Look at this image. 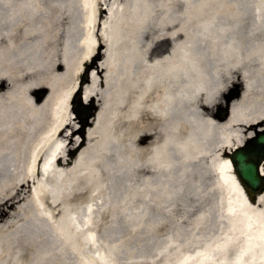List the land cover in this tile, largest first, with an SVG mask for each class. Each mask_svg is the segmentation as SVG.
<instances>
[{
    "label": "bare ground",
    "instance_id": "1",
    "mask_svg": "<svg viewBox=\"0 0 264 264\" xmlns=\"http://www.w3.org/2000/svg\"><path fill=\"white\" fill-rule=\"evenodd\" d=\"M205 1L84 0L75 37L98 111L79 140L64 84L55 92L68 62L56 24H43V0H0V264H115L114 212L144 218L153 232L160 198L169 211L208 180L222 212L218 222L197 219L225 230L171 264H264V194L251 204L226 156L263 129L264 0H223L232 19L191 39L189 19ZM235 84L241 91L221 120L214 107ZM106 131L103 167L122 184L94 205L83 189L99 162L94 133Z\"/></svg>",
    "mask_w": 264,
    "mask_h": 264
},
{
    "label": "rangeland",
    "instance_id": "2",
    "mask_svg": "<svg viewBox=\"0 0 264 264\" xmlns=\"http://www.w3.org/2000/svg\"><path fill=\"white\" fill-rule=\"evenodd\" d=\"M207 9L202 12H196L189 19L190 38L194 36V31L202 27L216 25L230 21L232 17H227L225 14L223 0H206ZM84 0H43L41 11L43 12V24L49 25V20L56 24V33L61 35L60 46L61 52L68 62V68L63 71V78L56 82V94L61 93V85L63 83L68 96V104L70 109L89 112V124H86L85 130H81L82 120L76 118L75 127L73 129V139L88 138V131H94V125H91V120L96 116L98 111L97 98L93 101L88 100V91L86 85L89 80L87 73L90 68L88 62L83 61L81 51L76 42V27L79 23ZM6 7L0 4V13L6 11ZM205 11V12H204ZM210 12V14L208 13ZM6 12L4 13V17ZM212 16V17H211ZM53 18V19H50ZM208 19V22H207ZM14 21V17H10ZM212 21V22H210ZM104 48L101 47V53ZM101 58H96L95 61L100 63ZM79 62H82L81 64ZM80 66V71L77 68ZM220 99L224 102V94ZM221 103V104H222ZM220 105V104H219ZM75 106V108H73ZM224 109V108H222ZM220 108L214 107V112L219 113ZM78 118V119H77ZM103 125L102 127H104ZM258 127L264 128V123ZM115 133L120 134V127L115 128ZM94 140L91 141L92 153H95L93 160H98L97 166L94 167L88 177L92 179V188L83 189V197L92 198L94 205L100 202H107L106 197L110 194V186L113 184H122L121 180L111 182L109 179V169L103 167L106 156L109 153L104 149L108 141V131L94 133ZM113 183V184H112ZM108 184V185H107ZM211 181H205L202 185V190L198 194L185 196L183 193L173 199L174 204L169 211L161 208V203L164 199L160 198V206L156 208L160 217L163 219L158 224L153 232H149V227L145 219L131 218L126 219L124 216H116L112 214L114 221H108L109 225V241L111 244L116 243L117 248L115 255V264H171L173 259L181 256L185 252L188 245L201 246L206 234H214L220 236L225 229L217 226L205 227L200 223L199 216L203 215L207 223L217 221V215L221 214L222 207L217 203V198L220 195L219 191L211 189ZM112 187V186H111ZM218 204V205H217ZM105 209H109L106 206ZM219 210V212H218ZM143 221V222H142ZM142 222L141 224H139ZM206 223V224H207ZM106 225V224H105ZM194 235V236H193ZM191 236L192 238H188ZM195 238V239H194ZM186 257H189L187 255ZM98 264V263H97Z\"/></svg>",
    "mask_w": 264,
    "mask_h": 264
},
{
    "label": "water",
    "instance_id": "3",
    "mask_svg": "<svg viewBox=\"0 0 264 264\" xmlns=\"http://www.w3.org/2000/svg\"><path fill=\"white\" fill-rule=\"evenodd\" d=\"M46 93L47 90H43L42 96L44 97ZM236 95L237 92L229 99ZM228 114L229 112L222 114L221 118L227 117ZM230 159L247 194L251 200L255 201L257 195L264 192V173L261 170V165L264 162V132L249 139L244 145L233 149Z\"/></svg>",
    "mask_w": 264,
    "mask_h": 264
}]
</instances>
